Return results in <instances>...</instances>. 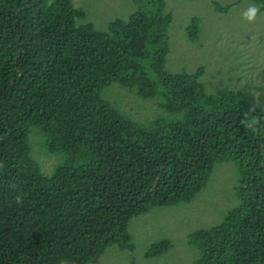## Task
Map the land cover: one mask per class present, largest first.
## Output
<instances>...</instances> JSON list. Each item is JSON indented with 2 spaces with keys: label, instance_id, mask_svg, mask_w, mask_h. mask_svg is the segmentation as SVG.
<instances>
[{
  "label": "trees",
  "instance_id": "16d2710c",
  "mask_svg": "<svg viewBox=\"0 0 264 264\" xmlns=\"http://www.w3.org/2000/svg\"><path fill=\"white\" fill-rule=\"evenodd\" d=\"M134 1L137 12L100 31L71 0H0V264L134 250L135 217L191 202L224 162L236 165L238 205L189 236L193 264H264V88L209 92L204 67L169 71L173 13L166 0ZM224 61L221 75L241 57ZM113 83L157 99L156 117L136 122L104 99ZM32 143L62 155L52 175ZM172 248L160 241L146 257Z\"/></svg>",
  "mask_w": 264,
  "mask_h": 264
},
{
  "label": "rangeland",
  "instance_id": "374dc122",
  "mask_svg": "<svg viewBox=\"0 0 264 264\" xmlns=\"http://www.w3.org/2000/svg\"><path fill=\"white\" fill-rule=\"evenodd\" d=\"M71 1L85 13L80 23L92 24L100 31L107 30L115 20L129 19L138 11L134 0ZM166 4L173 13L168 30V70L193 73L204 67L208 91L228 88L230 82L246 92L248 85L257 96L255 87L261 85L264 88V0H166ZM253 5L259 8V14L249 22L242 17V12ZM194 21L200 27V36L195 41L189 37V27ZM240 51H247V55L238 53ZM233 57H241L237 71L233 72L231 67L221 75L217 67L222 63L224 70L227 69L224 60ZM208 73H214L217 84L208 80ZM102 96L136 122L145 124L156 117L157 99L139 98L134 90L118 83L105 88ZM32 144L42 172L53 174L62 155L46 156ZM235 167L233 162L218 164L207 187L191 202L155 208L135 217L128 228L134 250L113 246L99 252L90 264H189L194 257L191 251L195 253L189 246V236L196 230L219 225L238 205L239 183ZM163 240L172 241L173 248L162 256L147 258L149 248ZM195 254L190 264L195 262Z\"/></svg>",
  "mask_w": 264,
  "mask_h": 264
},
{
  "label": "clouds",
  "instance_id": "9594fccd",
  "mask_svg": "<svg viewBox=\"0 0 264 264\" xmlns=\"http://www.w3.org/2000/svg\"><path fill=\"white\" fill-rule=\"evenodd\" d=\"M259 14V8H257L256 6H250L248 7L246 10H244L242 12V17L249 21V22H252L254 21L256 18H257V15ZM192 25V24H191ZM191 27V26H190ZM189 27V28H190ZM52 175V174H51ZM50 176V175H48Z\"/></svg>",
  "mask_w": 264,
  "mask_h": 264
}]
</instances>
